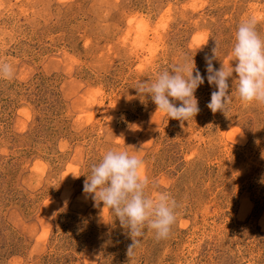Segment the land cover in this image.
I'll return each mask as SVG.
<instances>
[{"label": "rangeland", "instance_id": "374dc122", "mask_svg": "<svg viewBox=\"0 0 264 264\" xmlns=\"http://www.w3.org/2000/svg\"><path fill=\"white\" fill-rule=\"evenodd\" d=\"M264 39V0H0V264H264V104L214 69L234 68L238 26ZM205 78L184 127L137 86L192 63ZM110 149L145 163V193L175 199L167 239L132 243L83 185Z\"/></svg>", "mask_w": 264, "mask_h": 264}, {"label": "clouds", "instance_id": "9594fccd", "mask_svg": "<svg viewBox=\"0 0 264 264\" xmlns=\"http://www.w3.org/2000/svg\"><path fill=\"white\" fill-rule=\"evenodd\" d=\"M218 45L212 49L213 55L206 56L207 81L217 89L211 93L207 107L213 112L224 113L231 101L229 78L235 72L238 76L237 92L242 103L264 104V39L256 29L253 18L243 21L235 33L232 55L236 66L230 65L214 69ZM13 69L8 63L0 62V78L12 79ZM205 78L192 63L185 62L171 71L158 73L156 79L138 83L137 93L149 96L157 106V111L169 119L177 120L183 128L198 115L200 109L195 92L204 84ZM149 181L145 175V163L136 154L125 151L108 150L99 163L91 166V176L84 182L83 191L90 194L94 202L103 203L117 217L127 230L132 243L127 255L132 257L134 249L141 243L145 228L153 230L157 239H167L176 222L175 199L161 192L152 199L145 189Z\"/></svg>", "mask_w": 264, "mask_h": 264}]
</instances>
